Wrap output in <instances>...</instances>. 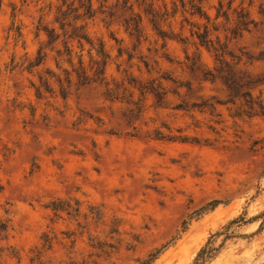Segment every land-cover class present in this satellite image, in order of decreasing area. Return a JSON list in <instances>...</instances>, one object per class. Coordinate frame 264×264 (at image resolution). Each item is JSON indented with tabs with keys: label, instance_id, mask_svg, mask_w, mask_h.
Instances as JSON below:
<instances>
[{
	"label": "rangeland",
	"instance_id": "rangeland-1",
	"mask_svg": "<svg viewBox=\"0 0 264 264\" xmlns=\"http://www.w3.org/2000/svg\"><path fill=\"white\" fill-rule=\"evenodd\" d=\"M246 92L264 0H0V264H264Z\"/></svg>",
	"mask_w": 264,
	"mask_h": 264
},
{
	"label": "trees",
	"instance_id": "trees-1",
	"mask_svg": "<svg viewBox=\"0 0 264 264\" xmlns=\"http://www.w3.org/2000/svg\"><path fill=\"white\" fill-rule=\"evenodd\" d=\"M231 2H232V0H230V3ZM90 7H91V5L89 6V10H90ZM247 18H248V13H245V15L241 16L240 19L238 20V26L242 27L243 30H248L249 25L252 24V21H249ZM78 38H79V40H81V39L87 40V38L84 37V36H80ZM201 38H205V37L202 36ZM202 41L206 42L204 40H202ZM228 80H231L233 85L238 87V88L243 87V84H240L238 81H236L234 79L233 75H231ZM243 94L244 95H242V96H247L248 97L247 103H248V108L249 109L256 111V113L264 114V107H263L262 103L259 100L253 99V97L251 96L250 92H246V93H243ZM5 229H6L5 225L0 224V232L5 230Z\"/></svg>",
	"mask_w": 264,
	"mask_h": 264
}]
</instances>
